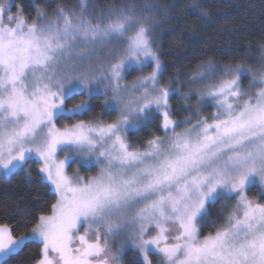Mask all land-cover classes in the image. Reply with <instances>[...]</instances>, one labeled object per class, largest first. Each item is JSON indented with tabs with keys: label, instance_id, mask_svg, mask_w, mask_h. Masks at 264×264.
<instances>
[{
	"label": "snow or ice",
	"instance_id": "1",
	"mask_svg": "<svg viewBox=\"0 0 264 264\" xmlns=\"http://www.w3.org/2000/svg\"><path fill=\"white\" fill-rule=\"evenodd\" d=\"M78 6L58 7L52 17L37 9L29 23L0 4V172L10 177L39 163V178L56 197L51 214L28 217L36 222L19 236L0 223V264L30 242L42 244L35 264H120L129 244L137 264H153L152 255L158 264H264V73L214 58L199 63L180 84L189 87L186 104L196 97L195 122L174 119L169 101L178 88L173 78L161 82L155 5ZM134 71L141 74L126 81ZM99 95L101 114L116 113L111 122L60 125L91 112ZM209 103L210 116L199 115ZM150 126L163 135L130 142ZM94 167L95 175L79 174ZM218 201L223 222L212 221L201 238Z\"/></svg>",
	"mask_w": 264,
	"mask_h": 264
},
{
	"label": "trees",
	"instance_id": "2",
	"mask_svg": "<svg viewBox=\"0 0 264 264\" xmlns=\"http://www.w3.org/2000/svg\"><path fill=\"white\" fill-rule=\"evenodd\" d=\"M133 2L155 5L152 15L159 27L153 33L156 42L153 47L158 49L164 65L161 82L164 84L169 78H173L175 82L171 87H179L182 92H188L189 87H180V84L199 63L214 58L223 64L242 63L245 67H253L260 50L264 48V0H89V11L93 10V6L96 11H100L106 10L108 6L119 7ZM193 3L199 5L195 10L190 7ZM61 6L79 11L78 0H13L12 11L20 13L18 8L22 7L23 12L20 14L33 18L37 9L53 14ZM202 11H206L208 15H199ZM144 71H151V67H146ZM177 73H180L179 77ZM138 74L139 72L134 71L126 75V78L130 79ZM181 91L174 93L169 101L173 118L177 120H183L189 115L195 116L197 110L196 97L193 95L186 104ZM80 99L83 97H75L76 101ZM103 99L104 96L99 95L93 100L91 112L75 117L69 123L77 119L111 122L116 113L101 114L100 104ZM73 102L75 101H69L70 104ZM211 110V105L208 104L206 107L202 106L199 113L205 116ZM153 132L163 135L150 126L140 133L130 134V142L140 144ZM30 170V176L25 170H17L10 177L0 175V223L13 225L15 236L33 227L36 221L33 219L27 222L28 217L51 213V204L56 200L49 193L47 184L41 182L36 164ZM251 189L253 191L250 190L248 195L256 196L258 186H252ZM221 203L225 202L218 201L210 209L209 222L203 225L201 235L214 230L212 221L216 224L223 222L219 214ZM228 211L229 209H225L224 214ZM41 248L42 244L30 242L17 255L7 260L6 264H35L41 257ZM127 255L131 257L124 264H137V257L129 253Z\"/></svg>",
	"mask_w": 264,
	"mask_h": 264
},
{
	"label": "rangeland",
	"instance_id": "3",
	"mask_svg": "<svg viewBox=\"0 0 264 264\" xmlns=\"http://www.w3.org/2000/svg\"><path fill=\"white\" fill-rule=\"evenodd\" d=\"M4 3H7V4H10V5H11L10 12L7 13V14L21 15L20 13H17L16 11H12L13 0H0V4H4ZM7 14H6V15H7ZM47 15H48L49 17H52L53 14H51V13H47ZM23 17H25V16H23ZM34 17H35V16H34ZM34 17H33V18L25 17V18H27V20H28L29 23H31V22L33 21ZM5 22H7V21H6V17H5ZM247 68L251 69V70H252V73L256 74L257 77H259L260 74L264 73V51H262V49L260 50L259 56H258V58H257L256 63L254 64V66H253V67H247ZM147 72H150V71H147ZM147 72L144 71V74H145V73L147 74ZM252 73H247V74H245V75L242 77L241 84H242V86H243L244 88H247V85H248V83H249V80L252 79ZM140 74H141V73H139L138 75H140ZM138 75H137V76H138ZM135 77H136V76H134V77H132V78H130V79H127L126 76H125V80H126V81H131V80H133ZM185 86H188V85L185 84ZM102 87H103V85H101V88H102ZM177 88H178V91H177V92L180 93L181 88H179V87H177ZM187 91H188V89H187ZM254 91H255V90H254ZM181 92H182V91H181ZM184 93H186V92H182L181 95H183ZM194 96H195V95H194ZM209 104L211 105V103H209ZM205 107H206V106H205ZM211 108H212L211 112H210L209 114L205 115V116H210V114L214 111V108H213L212 106H211ZM201 111H202V107H201ZM196 112H197V110H195V113H196ZM199 115H201V114L199 113ZM195 116H196V115H195ZM195 116H193V117H194L193 122H195ZM202 116H203V115H202ZM69 122H70V120H68V121H61V124L69 123ZM61 124H60V125H61ZM69 124H71V123H69ZM60 125H58V126H60ZM184 127H186V126H185V125H181L177 130L180 131V130H182ZM62 158H63V154L61 153V154L58 156V159H62ZM34 164H36V169L38 170V168L40 167V164H39V163H36V162H34V161H30L29 163L25 164V165L23 166L22 169H18V170H25V171L28 173L27 170H28V169H31V167H32ZM76 168H77V165L73 164L71 167H67V168H66V172H67L69 175H71V174L76 170ZM97 171H98V169L95 168V167H94V168H91L90 170H85V169L81 168L79 174L82 175V176L87 177V176H90V175H95ZM0 175H3V173L0 172ZM250 190L253 191V189H251V187H250L249 191H250ZM249 191H248V192H249ZM248 194H249V193H248ZM248 196H249V198H255V197H256L255 195H254V196H252V195H251V196L248 195ZM227 202H229L230 204H234V202H235V198L233 197L232 200H229V201H227ZM261 202L264 203V200H261ZM50 214H51V213L46 214V215H50ZM83 231H84V228L81 227V228H80V233H83ZM201 233H202V231H201ZM78 234H79V233H78ZM153 234H154V233H153ZM206 235H207V234H206ZM203 236H204V235H201V238H202ZM123 240H124L123 237H118V238L116 239V241H115V243H114V245H113V247H112V251H113V252H115V251L120 247V244L123 242ZM127 253H129V254L134 255L135 257H137V253L134 251V249H133V248L131 247V245L129 244V245L124 249V252H123V255H122V258H121L120 264H124V262L127 260V258H128V257H131L130 255H127ZM49 256H50V258H51V257H54L55 254L50 252V253H49ZM151 259H152V261H153V264H158V261L160 260V257L157 256V255H152V256H151Z\"/></svg>",
	"mask_w": 264,
	"mask_h": 264
}]
</instances>
